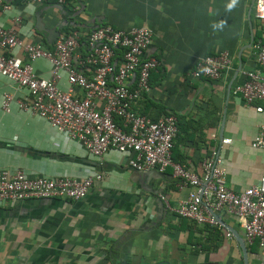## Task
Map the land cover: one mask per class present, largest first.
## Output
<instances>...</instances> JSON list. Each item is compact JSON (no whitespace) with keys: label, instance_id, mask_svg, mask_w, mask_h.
Segmentation results:
<instances>
[{"label":"crops","instance_id":"crops-1","mask_svg":"<svg viewBox=\"0 0 264 264\" xmlns=\"http://www.w3.org/2000/svg\"><path fill=\"white\" fill-rule=\"evenodd\" d=\"M5 1L12 8L0 15V24L9 28L22 18L18 32L31 43L52 49L59 36L80 31L75 60L88 51L86 37L98 27L150 28L153 40L144 58L158 59L159 66L150 92L134 104L137 113L153 120L175 114L179 132L173 160L197 173L211 148L231 139L222 149L227 187L241 193L259 183L264 151L252 143L264 122V114L256 111L264 101L248 105L233 93L244 73L258 68L254 45L263 37V25L254 16L253 0ZM225 51L232 64L222 79L191 77L202 58ZM15 53L26 59L21 50ZM32 65L39 77H51L49 61ZM82 71L92 75L94 70ZM59 86L68 90L64 72ZM6 93L14 97L9 112L3 109ZM19 97L11 80L0 74V169L23 170L30 177H103L83 200L0 205V264L262 263L264 252L247 242L236 218L219 214L221 227L198 225L169 209L161 195L176 208L190 191L179 189L172 169L139 172L115 150L99 160L46 119L20 109Z\"/></svg>","mask_w":264,"mask_h":264},{"label":"built area","instance_id":"built-area-1","mask_svg":"<svg viewBox=\"0 0 264 264\" xmlns=\"http://www.w3.org/2000/svg\"><path fill=\"white\" fill-rule=\"evenodd\" d=\"M31 2L44 4L46 0ZM11 8V4L0 0V15ZM254 16L263 25V37L254 45L258 68L245 72L244 82L233 90L248 105L264 101V0H255ZM21 23L22 18L17 17L12 27L0 24V74L14 84L20 95V109L46 119L52 127L82 143L99 160L115 150L127 155L129 166L139 172L165 173L172 169L179 189L190 191L176 208L161 195L169 209L198 225L215 227H221L215 215L232 216L245 231L247 242L264 252V174L258 184L236 193L227 187L222 156L223 147L231 139L214 145L201 165V173H197L173 160L178 117L169 113L153 120L135 110L134 104L150 92L151 75L159 66L158 59L144 58L153 40L150 28L98 27L86 37L88 51L75 60L82 39L80 31L61 35L54 47L47 49L41 42L31 43L23 38L18 32ZM16 50H21L26 59ZM39 59L52 65L49 79L35 72L32 63ZM231 64L228 51L206 56L196 64L191 77L218 81ZM85 67L93 68L92 75L82 71ZM63 72L67 74L68 90L59 86ZM13 100L11 93L4 95L6 112ZM256 111L264 114V107L258 106ZM252 147L264 151V122ZM102 177L100 173L84 180L30 177L23 170L0 169V205L32 199L83 200ZM227 236L232 237L231 232L227 231Z\"/></svg>","mask_w":264,"mask_h":264},{"label":"water","instance_id":"water-1","mask_svg":"<svg viewBox=\"0 0 264 264\" xmlns=\"http://www.w3.org/2000/svg\"><path fill=\"white\" fill-rule=\"evenodd\" d=\"M253 2H255V0H253ZM57 36H59V33L58 32H56V37ZM60 37V36H59ZM51 38H52V36H50L49 37V39L51 40ZM157 171H150L148 174H153V173H156ZM215 217L220 221V222H222L221 221V219H220V217L218 216V215H215ZM242 244V247H243V249H244V251H245V255H246V248H245V245L243 244V243H241ZM247 257V256H246Z\"/></svg>","mask_w":264,"mask_h":264},{"label":"trees","instance_id":"trees-1","mask_svg":"<svg viewBox=\"0 0 264 264\" xmlns=\"http://www.w3.org/2000/svg\"><path fill=\"white\" fill-rule=\"evenodd\" d=\"M75 29V28H74ZM74 29H72V30H74ZM178 126H179V124H178Z\"/></svg>","mask_w":264,"mask_h":264}]
</instances>
